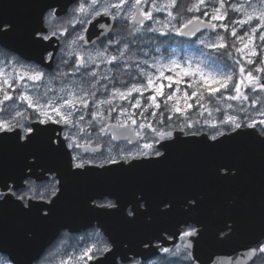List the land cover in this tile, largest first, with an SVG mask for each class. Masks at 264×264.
I'll use <instances>...</instances> for the list:
<instances>
[{"label":"snow or ice","instance_id":"obj_1","mask_svg":"<svg viewBox=\"0 0 264 264\" xmlns=\"http://www.w3.org/2000/svg\"><path fill=\"white\" fill-rule=\"evenodd\" d=\"M38 7L27 42L40 63L30 62L31 58L26 62L10 50L0 67V209L11 206L40 224L50 221L70 181L92 170L86 165L96 164L81 154V141L87 138L89 143L95 133L93 151L103 148L100 137L113 119L138 139L134 151L109 147L107 151L116 154L107 156L100 168L135 167L130 161L163 163L169 149L164 141L176 130L200 136L210 148L223 145L233 133L250 135L264 145V0L258 5L251 0H41ZM160 13H166L163 19ZM15 30L13 21L0 19V38ZM157 32L165 39L148 37L151 43L141 46L148 33ZM172 33L195 37L179 43L189 48L199 45V55L163 56L160 45ZM45 64H56L57 71L47 72ZM193 109L200 116L217 112L222 118L192 119ZM54 125L61 127L57 130ZM57 154L64 157L62 170L50 162ZM240 171L236 161L214 163L220 181L234 179ZM182 200L192 212L201 207L203 197L188 191ZM83 202L99 215L120 213L128 223L151 205L149 194L139 188L130 191L126 204L111 191L85 194ZM236 204L235 197L224 201L227 212L212 229L220 244L236 235ZM175 205L174 195L161 196L160 214H170ZM174 227L168 238L179 235L183 245L169 248L142 240L139 250L129 256L132 247L109 236L65 252L59 264H154L153 257L159 264L264 261V237L243 253L221 258L194 247L207 225L196 227L185 220ZM19 239L30 244L36 233L24 227ZM0 253H6L0 254V264H42L43 260L37 254L22 261L6 248Z\"/></svg>","mask_w":264,"mask_h":264},{"label":"water","instance_id":"obj_2","mask_svg":"<svg viewBox=\"0 0 264 264\" xmlns=\"http://www.w3.org/2000/svg\"><path fill=\"white\" fill-rule=\"evenodd\" d=\"M40 3L41 0H0V19H8L16 24V30L12 34L0 38V45L8 50H15L16 54L22 55L26 60L31 58L36 63H40L38 54L29 46L27 32L36 21ZM95 32L96 30H91L93 38ZM44 66L52 67L47 64ZM108 128L114 141L136 139L130 130L120 128L117 124L111 123ZM232 135V139L226 140L218 148H210L203 143L200 136H185L176 130L172 137L164 141L169 144V149L168 158L163 163L130 161L135 164L132 168H128L126 164L123 168L111 164H105L103 168L96 164L86 165L92 170L85 176L70 181L68 192L58 205L56 215L47 223L40 224L31 216H21L11 206L0 209V248H6L20 260L27 261L34 255L42 254L62 230L78 232L96 223L103 225L100 229L106 237L128 243L133 249V252H129V256H132L139 250L140 241L152 242L153 239L163 236L164 232L171 234L175 230L174 226H163L168 219L160 214L161 209L155 207L159 205L161 196L174 195L176 205L169 215L175 226L178 222L187 220L194 223L199 221V224L195 223L197 227H208L198 243L194 242V247L214 252L221 258L243 253L248 247L254 246L255 241L264 237V145L250 135ZM93 147L95 146L83 145L81 149L92 152ZM217 160L236 161L241 169L240 175L231 180H218L214 172V163ZM13 162L14 156L10 153L9 163ZM50 162L61 170L64 167L62 155L57 154ZM137 188L149 194L153 215L151 219L143 217L146 211L142 209V215L135 222L128 223L120 213L99 215L85 207L83 202L85 194L111 191L126 204L130 191ZM188 191L203 197L201 207L192 212L180 207L182 194ZM233 197L237 199L233 211L238 221V229L231 241L220 244L211 232L217 221L227 212L224 201ZM65 224L71 225V228H62L61 225ZM24 227H30L36 233V239L30 244H23L19 239ZM177 239L178 235L172 237L166 245H173ZM249 262L245 259L240 264Z\"/></svg>","mask_w":264,"mask_h":264},{"label":"flooded vegetation","instance_id":"obj_3","mask_svg":"<svg viewBox=\"0 0 264 264\" xmlns=\"http://www.w3.org/2000/svg\"><path fill=\"white\" fill-rule=\"evenodd\" d=\"M65 19H67V18H65ZM146 37H151V34L150 33H148L147 34V36ZM165 38L164 37H162V40H164ZM195 39V37H191L190 39H188V40H194ZM150 42V41H149ZM166 42V41H165ZM164 42V43H165ZM163 43V44H164ZM146 51L148 50V49H145ZM7 52H9L7 49H5V48H3V47H1L0 46V59H2V60H7L8 59V56H7ZM27 62V61H26ZM45 70L47 71V72H49V73H52V72H55V71H57V65L56 64H52V67L51 68H46L45 67ZM60 70H62V71H66V69H60ZM120 78H124V77H120ZM58 86V85H57ZM116 114L115 113H113V116H115ZM110 123H117V121L115 120V119H113V120H111V121H109V123H108V125L110 124ZM54 127H56L57 128V130H59V128L61 127V126H55L54 125ZM133 128L135 127V125H133L132 126ZM104 135H107V137L109 138H107V137H104ZM135 137V136H134ZM136 138V140L135 141H132L131 139H125V140H122V141H117V142H115V141H113V139H112V135H111V132L109 131V128H107V130H106V132L100 137V141L103 143V145H104V139H108V141L112 144V145H115V144H118V145H123V147H124V149H126V150H132V151H134L135 150V145H136V142H137V137H135ZM96 134L95 133H92V139H91V141L89 142L91 145H95V142H96ZM129 140H131L132 141V144H129L128 143V141ZM86 141H87V138H85V140H82L81 141V144L82 145H86V144H89V143H86ZM141 143H142V141H141ZM105 146V145H104ZM104 150H105V147H103L101 150H99V151H93V152H83L81 149H80V152H81V154L82 155H84V157L86 158V159H94L95 161H96V164L97 165H99V164H101L103 161H104V159L105 158H107V156L108 155H105L104 154ZM39 170V169H38ZM33 179H35V177H33ZM37 183H39V182H37ZM156 208L158 207V209H161L162 210V206H159V205H157V206H155ZM180 207L183 209H186L187 207L185 206V205H183V203H182V200H181V203H180ZM151 205H150V207L149 208H147L146 210H144V211H146L145 212V215L143 216L145 219H151V217L153 216L152 215V211H151ZM149 211V212H148ZM164 217L166 218V219H168V221H167V223L166 224H164L163 226L164 227H173V226H175L170 220H171V217H170V215L168 214V215H164ZM178 217L179 216H177L176 218L178 219ZM189 223H193V224H195L194 222H191V221H188ZM195 226H196V224H195ZM180 227L181 228H183L184 227V225L183 224H181L180 225ZM197 227V226H196ZM94 229H99V226L98 225H96V224H93V225H91V226H89L87 229H85V230H82V231H80V232H77V233H70V232H67V235L68 236H70L71 238H72V240H73V242H72V244H71V246H73L72 248H71V250H70V252H72L75 248H77V247H82V246H84V245H86V244H88V243H93V242H95V241H97V240H103L104 238H105V236L103 235V233H102V231L99 229V232H97V231H95ZM169 235H170V233L169 232H164L163 233V236H161L159 239L158 238H155V239H153L152 240V245L153 246H155V245H158V244H162L163 246H165V247H169V248H173L175 245H183V243H184V241L180 238V236L178 235V239H177V241H176V243H174L173 245H171V246H169V245H166V244H168V242H169ZM82 241H83V243H82ZM236 254H234V255H232V257L233 256H235ZM153 259V262H154V264H159V262L157 261V259L155 258V257H153L152 258ZM257 259H259L260 260V258H257ZM248 264H252V262L250 261V263H248Z\"/></svg>","mask_w":264,"mask_h":264},{"label":"rangeland","instance_id":"obj_4","mask_svg":"<svg viewBox=\"0 0 264 264\" xmlns=\"http://www.w3.org/2000/svg\"><path fill=\"white\" fill-rule=\"evenodd\" d=\"M251 2L253 4H259V0H251ZM160 16L161 19L164 18V16L166 15V13H160L158 14ZM150 40L148 39V37L145 36L144 38V43H147L149 42ZM199 46L198 45H192L190 48L187 47L186 49H181V48H173L175 49L174 51H177V57H180V56H198L199 53L196 51V49L198 48ZM190 50V51H189ZM5 62L6 60H2L0 59V67H4L5 66ZM5 71H11V69L9 68H5ZM121 79H124V78H121ZM135 95V94H134ZM145 96H147V93H145ZM117 102H121V101H117ZM202 116H205L206 119L208 118H211V119H217L215 116H217L215 114V112L212 113L211 117H209V113L208 112H204ZM104 137H107V135H104ZM108 138V137H107ZM109 139V138H108ZM108 139H104V147H105V150H104V154L105 155H115V151H113L112 153H109L107 151V149L109 147H113L115 149H124L123 145H118V144H115V145H112ZM68 238H62L60 240L59 243H61L60 245H58L57 247H52L46 255V258H43L42 260V264H59V261L64 258V254L65 252H70L71 248L69 250H66L67 246H68Z\"/></svg>","mask_w":264,"mask_h":264},{"label":"trees","instance_id":"obj_5","mask_svg":"<svg viewBox=\"0 0 264 264\" xmlns=\"http://www.w3.org/2000/svg\"><path fill=\"white\" fill-rule=\"evenodd\" d=\"M151 34H153V36H152L153 38H157L158 37L159 39L162 40V36H161L160 33L157 32V33H151ZM176 38H177V36L175 34H173V33L170 34V36L168 37V40H167V44L164 45V48L167 50V51H164V52L168 53V55H172L173 52H175V54L177 53V51H174L175 49H173L176 46H177V48H181V49H186L187 48V46L181 45L179 43L180 40L178 41V40H176ZM143 44H144V42H142V44H141L142 47H143ZM152 55L154 56V55H157V54L153 51L152 52ZM193 56H195V55H193ZM180 57H183V56H180ZM215 114L217 115V116H215L217 119H221L222 118V116H221L220 113L215 112ZM190 118H192V119H199V120L206 119L205 116L198 115L195 109L191 110ZM199 127H200V125L198 124L197 125V128H199ZM195 130L196 129H193V131H195ZM64 234L65 233L62 232L61 235L58 237V239H56L54 241V244H53L54 246H58V245L61 244V243H59L60 240L62 238H66V236ZM43 258H46V255L45 254H43Z\"/></svg>","mask_w":264,"mask_h":264}]
</instances>
